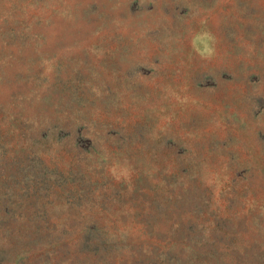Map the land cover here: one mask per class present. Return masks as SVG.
<instances>
[{"label": "rangeland", "instance_id": "374dc122", "mask_svg": "<svg viewBox=\"0 0 264 264\" xmlns=\"http://www.w3.org/2000/svg\"><path fill=\"white\" fill-rule=\"evenodd\" d=\"M0 264H264V0H0Z\"/></svg>", "mask_w": 264, "mask_h": 264}, {"label": "clouds", "instance_id": "9594fccd", "mask_svg": "<svg viewBox=\"0 0 264 264\" xmlns=\"http://www.w3.org/2000/svg\"><path fill=\"white\" fill-rule=\"evenodd\" d=\"M197 39H198V41L203 40L206 42H210L212 40V37L209 34L204 33L201 36H199ZM213 52H214V49L210 46V44H206V46L201 51V54L204 56H211L213 54ZM126 171H127V169H126L124 164L120 163L119 161L114 163V165H113L114 174L119 176L121 174H125Z\"/></svg>", "mask_w": 264, "mask_h": 264}]
</instances>
